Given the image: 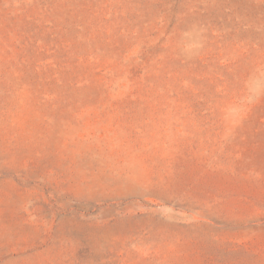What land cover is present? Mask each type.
Returning <instances> with one entry per match:
<instances>
[{
    "label": "rangeland",
    "instance_id": "1",
    "mask_svg": "<svg viewBox=\"0 0 264 264\" xmlns=\"http://www.w3.org/2000/svg\"><path fill=\"white\" fill-rule=\"evenodd\" d=\"M0 264H264V0H0Z\"/></svg>",
    "mask_w": 264,
    "mask_h": 264
}]
</instances>
